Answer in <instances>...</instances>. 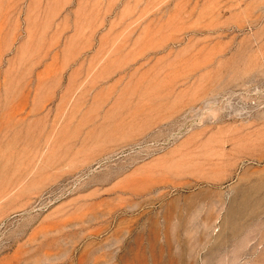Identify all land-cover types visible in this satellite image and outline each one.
<instances>
[{"label":"rangeland","instance_id":"obj_1","mask_svg":"<svg viewBox=\"0 0 264 264\" xmlns=\"http://www.w3.org/2000/svg\"><path fill=\"white\" fill-rule=\"evenodd\" d=\"M0 264H264V0H0Z\"/></svg>","mask_w":264,"mask_h":264}]
</instances>
